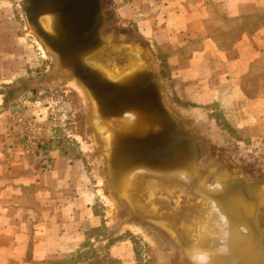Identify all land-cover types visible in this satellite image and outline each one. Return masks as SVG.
Wrapping results in <instances>:
<instances>
[{"label":"crops","instance_id":"1","mask_svg":"<svg viewBox=\"0 0 264 264\" xmlns=\"http://www.w3.org/2000/svg\"><path fill=\"white\" fill-rule=\"evenodd\" d=\"M17 1L0 0V264H136L132 239L103 234L115 227L96 211L83 157L50 147L44 166L14 144L13 115L31 110L8 105ZM117 11L147 43L172 104L264 150V0H128Z\"/></svg>","mask_w":264,"mask_h":264},{"label":"water","instance_id":"2","mask_svg":"<svg viewBox=\"0 0 264 264\" xmlns=\"http://www.w3.org/2000/svg\"><path fill=\"white\" fill-rule=\"evenodd\" d=\"M24 15L57 57L52 79H72L86 94L120 219L160 239L170 264H264V225L258 220L264 211V174L212 172L219 164L209 160L197 121L169 101L143 39L114 26L105 0H24ZM124 40L137 50L138 60L111 71L101 59ZM149 181L179 183L208 201L213 213L223 214L230 224L221 248L209 258L185 256L177 222L165 228L138 203L135 190Z\"/></svg>","mask_w":264,"mask_h":264},{"label":"rangeland","instance_id":"3","mask_svg":"<svg viewBox=\"0 0 264 264\" xmlns=\"http://www.w3.org/2000/svg\"><path fill=\"white\" fill-rule=\"evenodd\" d=\"M105 4L114 26L138 35L132 24L124 23L117 15L116 0H105ZM16 6L20 35V41L17 43L18 52L7 53L6 56L12 71L17 72L18 79L8 89L10 97L8 105L18 109L31 108V110L16 112L13 116L25 114V112L40 116L47 123L52 140L51 147L59 148L72 157L85 159L93 174L95 187L100 192L96 211L103 216L107 224L115 227L111 229L110 225L105 226L104 235L112 237L116 230L120 232L118 237L132 239L136 252V264H170L158 238L157 240L143 227L120 219L116 202L107 189L104 158L90 125L86 94L72 79H52L58 64L57 57L30 30L24 15V0L17 1ZM144 43L147 45L145 41ZM173 106L180 109L176 103H173ZM187 112L196 117L200 126L198 117L203 119L209 127L216 129L217 136L224 139V151L238 154L239 157L244 156V162L248 163H244L243 168L252 175L264 174V150L246 146L239 141L242 139L239 134L226 132L197 111Z\"/></svg>","mask_w":264,"mask_h":264},{"label":"bare ground","instance_id":"4","mask_svg":"<svg viewBox=\"0 0 264 264\" xmlns=\"http://www.w3.org/2000/svg\"><path fill=\"white\" fill-rule=\"evenodd\" d=\"M136 51L130 43L124 40L112 50L111 54H106L101 62L111 71L118 72L122 68L132 66L138 60ZM194 118L196 120V117ZM198 119L201 126L196 120L198 124L196 128L208 144L209 160L219 164L217 165L219 168L216 167L212 172L227 176L245 170L244 163H248L244 162L245 157L224 151V139L217 136L216 129L209 127L203 119L199 117ZM135 196L138 203H141L140 206L149 210L154 217L159 218V223L163 224L165 228L171 230L172 224L177 222L183 233L180 234L182 239V241L179 240L180 247L183 250L182 253L187 257L209 258L212 252L221 248L223 239L228 237L226 225L228 226L230 223L225 216L216 214V209L213 213L208 201L192 192L183 191L179 183L149 181L143 187L139 186L135 190ZM258 220L263 226L264 211Z\"/></svg>","mask_w":264,"mask_h":264},{"label":"built area","instance_id":"5","mask_svg":"<svg viewBox=\"0 0 264 264\" xmlns=\"http://www.w3.org/2000/svg\"><path fill=\"white\" fill-rule=\"evenodd\" d=\"M124 3L126 0H117ZM15 146L25 156L38 157L44 166L51 162L49 135L46 121L36 114H18L14 117Z\"/></svg>","mask_w":264,"mask_h":264},{"label":"trees","instance_id":"6","mask_svg":"<svg viewBox=\"0 0 264 264\" xmlns=\"http://www.w3.org/2000/svg\"><path fill=\"white\" fill-rule=\"evenodd\" d=\"M50 147H51V145H50Z\"/></svg>","mask_w":264,"mask_h":264}]
</instances>
